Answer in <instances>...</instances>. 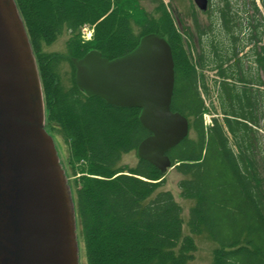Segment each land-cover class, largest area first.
<instances>
[{"label": "trees", "instance_id": "16d2710c", "mask_svg": "<svg viewBox=\"0 0 264 264\" xmlns=\"http://www.w3.org/2000/svg\"><path fill=\"white\" fill-rule=\"evenodd\" d=\"M15 2L37 60L46 128L64 140L76 177V217L87 264H189L195 237L202 234L217 244L214 264H264V144L254 128H264V0H209L201 12L206 21L193 18L195 45H185V31L165 5L155 18L139 0ZM85 25L94 31L89 42L81 38ZM64 33L67 56L46 53L44 47ZM150 33L163 35L172 48V109L190 124V135L168 152L184 177L178 183L182 197L194 202L190 235H184L181 205L162 188L164 174L143 160L134 168L120 166L150 136L140 124V110L89 98L75 83L71 58L98 51L112 60ZM64 58L73 70L68 88L59 74ZM207 71L214 74L211 82ZM212 88L222 118L207 126L202 94L210 99Z\"/></svg>", "mask_w": 264, "mask_h": 264}, {"label": "water", "instance_id": "95a60500", "mask_svg": "<svg viewBox=\"0 0 264 264\" xmlns=\"http://www.w3.org/2000/svg\"><path fill=\"white\" fill-rule=\"evenodd\" d=\"M194 2L201 11L208 7V0ZM71 62L86 96L140 110L150 136L137 157L165 174L168 152L190 132L188 119L172 109L176 68L167 39L150 33L124 56L90 51ZM76 230L30 39L15 0H0V264H79Z\"/></svg>", "mask_w": 264, "mask_h": 264}, {"label": "rangeland", "instance_id": "374dc122", "mask_svg": "<svg viewBox=\"0 0 264 264\" xmlns=\"http://www.w3.org/2000/svg\"><path fill=\"white\" fill-rule=\"evenodd\" d=\"M140 7L143 8V11L147 15H153L155 18H158L161 13L163 5L170 8L166 9L171 17L176 21V26L180 32L183 33V39L185 45H195L197 41L196 28L194 25V17H198L201 20H205V17L202 16L198 7L195 5L193 0H139ZM178 16V18H177ZM180 22L182 26L179 25ZM206 21V20H205ZM134 32L140 33V26L135 22L133 23ZM93 37V28L90 25H85L81 29V38L84 42H89ZM68 40L67 33H64L59 39H57L53 44L44 47V50L48 54L57 53L63 57L67 56L66 42ZM72 67L70 62L64 58L59 65V74L61 76L62 84L64 87H70L72 85ZM207 77L211 82L212 74L207 73ZM208 119V118H207ZM46 122V121H45ZM49 134L53 137L57 153L60 159V164L64 170L67 184L70 188L73 203L76 210V190H75V176L73 175L72 169L70 168L68 161V150L67 146L64 143V140L60 135L53 133L50 129L47 128ZM191 138H195V134L191 133ZM232 142V139L230 140ZM264 144V138H263ZM236 149V148H235ZM237 150V149H236ZM138 163V158L136 155V150L130 152L123 156L120 166L125 168H134ZM184 177L178 173L174 166H172L166 174H164V183L163 190H167L173 193L176 201L181 205L184 219V235H190V229L188 227L189 221V210L193 206L194 202L190 199H184L181 195L178 183ZM77 239L79 245V264H87L84 241L80 233V228L77 223ZM195 242L197 245V250L192 262L189 264H214V251L217 248V244L206 234L195 237Z\"/></svg>", "mask_w": 264, "mask_h": 264}, {"label": "flooded vegetation", "instance_id": "af4514ba", "mask_svg": "<svg viewBox=\"0 0 264 264\" xmlns=\"http://www.w3.org/2000/svg\"><path fill=\"white\" fill-rule=\"evenodd\" d=\"M166 9H170V8L167 7ZM177 18H178V16H177ZM174 22H175V24H176L175 17H174ZM177 22H178V19H177ZM178 23H179L180 26H182V24H181L180 22H178ZM176 27H177V26H176ZM177 28H178V27H177Z\"/></svg>", "mask_w": 264, "mask_h": 264}, {"label": "built area", "instance_id": "2783aa9c", "mask_svg": "<svg viewBox=\"0 0 264 264\" xmlns=\"http://www.w3.org/2000/svg\"><path fill=\"white\" fill-rule=\"evenodd\" d=\"M207 105H208V103H207ZM207 118H208V122L210 123L211 122V116H207Z\"/></svg>", "mask_w": 264, "mask_h": 264}]
</instances>
